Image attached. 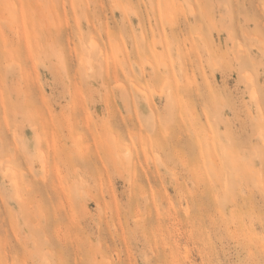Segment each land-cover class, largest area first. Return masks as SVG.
<instances>
[{"label":"rangeland","instance_id":"1","mask_svg":"<svg viewBox=\"0 0 264 264\" xmlns=\"http://www.w3.org/2000/svg\"><path fill=\"white\" fill-rule=\"evenodd\" d=\"M0 264H264V0H0Z\"/></svg>","mask_w":264,"mask_h":264}]
</instances>
